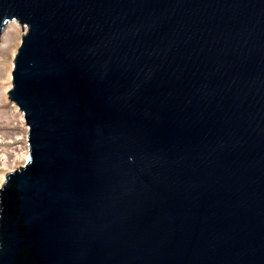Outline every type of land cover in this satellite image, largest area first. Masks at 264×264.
<instances>
[{"label":"water","instance_id":"95a60500","mask_svg":"<svg viewBox=\"0 0 264 264\" xmlns=\"http://www.w3.org/2000/svg\"><path fill=\"white\" fill-rule=\"evenodd\" d=\"M12 22L0 264H264V0H0Z\"/></svg>","mask_w":264,"mask_h":264},{"label":"rangeland","instance_id":"374dc122","mask_svg":"<svg viewBox=\"0 0 264 264\" xmlns=\"http://www.w3.org/2000/svg\"><path fill=\"white\" fill-rule=\"evenodd\" d=\"M27 28L13 22L0 37V189L6 174L23 168L30 159L29 127L24 114L10 101L14 61Z\"/></svg>","mask_w":264,"mask_h":264},{"label":"bare ground","instance_id":"6f19581e","mask_svg":"<svg viewBox=\"0 0 264 264\" xmlns=\"http://www.w3.org/2000/svg\"><path fill=\"white\" fill-rule=\"evenodd\" d=\"M13 23V22H12ZM11 24V23H10Z\"/></svg>","mask_w":264,"mask_h":264}]
</instances>
